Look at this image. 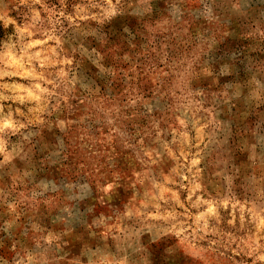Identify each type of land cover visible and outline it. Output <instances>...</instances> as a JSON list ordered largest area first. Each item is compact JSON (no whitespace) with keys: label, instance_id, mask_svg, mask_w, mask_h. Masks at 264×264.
<instances>
[{"label":"rangeland","instance_id":"374dc122","mask_svg":"<svg viewBox=\"0 0 264 264\" xmlns=\"http://www.w3.org/2000/svg\"><path fill=\"white\" fill-rule=\"evenodd\" d=\"M0 264H264V0H0Z\"/></svg>","mask_w":264,"mask_h":264}]
</instances>
